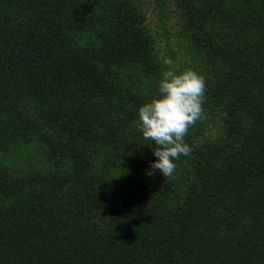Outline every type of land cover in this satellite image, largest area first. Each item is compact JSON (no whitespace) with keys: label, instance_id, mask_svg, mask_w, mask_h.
Wrapping results in <instances>:
<instances>
[{"label":"trees","instance_id":"trees-1","mask_svg":"<svg viewBox=\"0 0 264 264\" xmlns=\"http://www.w3.org/2000/svg\"><path fill=\"white\" fill-rule=\"evenodd\" d=\"M123 1L0 0V139L33 135L15 116L22 93L25 111L37 101L69 129L39 179L0 178V264H264V0H172L219 74L195 128L220 126L174 161L189 175L174 192L147 174L154 154L120 140L137 115L128 94L151 89L158 63Z\"/></svg>","mask_w":264,"mask_h":264},{"label":"rangeland","instance_id":"rangeland-1","mask_svg":"<svg viewBox=\"0 0 264 264\" xmlns=\"http://www.w3.org/2000/svg\"><path fill=\"white\" fill-rule=\"evenodd\" d=\"M63 1L66 5L74 3L73 7L82 3L81 0ZM132 1L133 2L129 3V0H124L123 3L125 2L127 4L120 6V9L116 6V9L120 14L122 13V15L126 16L130 13V11H132L133 7L145 18V21L150 26V29L154 33L157 41L156 45L158 57L156 60H158V63L152 68L155 70L159 69L160 72L157 74V72L150 67L151 69L149 70V73L154 74L149 81L151 89L143 91H130L132 94H128V98L131 99L130 101L133 103L130 104V107L134 105L135 110L137 109V115L135 114V117L133 116L130 120L128 119V127L127 129H122L120 133V140L124 142L126 147L133 146L136 149V152L142 151L143 149L146 154L151 155L153 154V149L156 145L154 142L151 145H148L151 142L146 141L143 138L138 125V111L145 103H148L153 98L157 97L162 73L169 68V66L165 64V61L170 60L172 62L171 67L176 69L178 72H182L185 69H192L202 75L206 81V89L212 81H216L219 74H216L215 68L208 64L210 56L206 55L205 47L198 44L201 42L192 40L190 37L186 40V35L181 34V31L184 30V27L182 26L184 18H182L181 12L178 10V7L173 4L172 0ZM46 2L57 3L58 0H46ZM223 2L224 6L222 9L225 11L226 0H223ZM68 11L69 9L67 12ZM218 15L220 18L224 16L218 12L210 13L209 23L215 20ZM107 16L114 17L110 11ZM190 40L193 42H190ZM63 88L64 86L61 85L60 93L62 96L64 91ZM17 98V102L15 100V102L12 103L17 111V115L15 116L21 117V115H25L26 113L27 118L34 122L36 128H34L33 135L30 138H24L22 140L0 139V178L3 179V181L5 179H9L13 180L14 183H19V180L22 181V183H25L24 180H32L35 176V179H39L40 174L44 173L49 166L53 165L56 160V152L52 145L54 141L57 140V129H60L61 134L69 129L66 128L65 130V128H62L60 124H58L57 127V119L56 121H53L51 118H57L53 114L46 118L44 112L46 114L50 113L49 110L52 108H46L44 105L42 106L36 101L34 105H29V108L25 111L27 97H25L22 93L21 96ZM66 100L70 102V96L68 94L66 95ZM50 104L53 105V103ZM94 109H97L96 106H94ZM102 110L105 113L112 115V112H107L105 108H102ZM199 123L201 122H198L197 125ZM30 131H28V133ZM218 133H220V126L211 122L208 124V130H201L200 127L199 130L195 127L191 129L189 134L185 137V141L193 149L198 140L208 138L211 135H218ZM132 136L134 137L133 140L130 139ZM49 159H51V161ZM98 160L99 157L97 156L95 158L94 166L98 164ZM156 161L157 160L151 161L149 166L151 167L152 163ZM40 170L43 171L39 172ZM184 172H188V170H184ZM159 176L161 184L164 183L166 186L172 187L170 182L174 183L172 192L177 190L179 185L181 183L184 184L189 178L188 175L184 179V175L180 169L178 174L175 172L171 177H164L161 172ZM60 179L62 180L63 178ZM175 195L177 194L175 193ZM180 204H182V201Z\"/></svg>","mask_w":264,"mask_h":264},{"label":"clouds","instance_id":"clouds-1","mask_svg":"<svg viewBox=\"0 0 264 264\" xmlns=\"http://www.w3.org/2000/svg\"><path fill=\"white\" fill-rule=\"evenodd\" d=\"M165 64L169 68L162 73L158 95L139 108L138 125L143 138L151 142L148 145H156L153 154L158 160L147 174L159 170L164 177H171L177 168L174 161L193 151L185 137L208 117L204 108L205 78L192 69L178 72L170 60Z\"/></svg>","mask_w":264,"mask_h":264}]
</instances>
